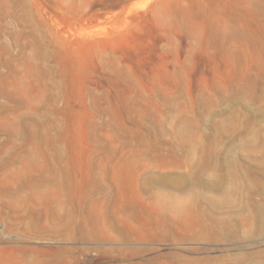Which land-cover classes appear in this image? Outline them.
Returning a JSON list of instances; mask_svg holds the SVG:
<instances>
[{
    "label": "rangeland",
    "instance_id": "374dc122",
    "mask_svg": "<svg viewBox=\"0 0 264 264\" xmlns=\"http://www.w3.org/2000/svg\"><path fill=\"white\" fill-rule=\"evenodd\" d=\"M0 264H264V0H0Z\"/></svg>",
    "mask_w": 264,
    "mask_h": 264
}]
</instances>
